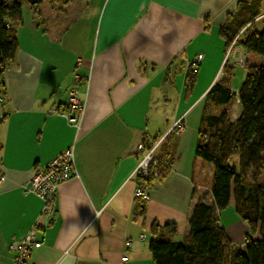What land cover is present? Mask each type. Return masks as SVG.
Here are the masks:
<instances>
[{"label":"crops","instance_id":"0c3cea01","mask_svg":"<svg viewBox=\"0 0 264 264\" xmlns=\"http://www.w3.org/2000/svg\"><path fill=\"white\" fill-rule=\"evenodd\" d=\"M29 1L15 62L3 74L0 264H13L10 243L36 222L42 245L32 251L34 264H153L152 227L163 232L175 223L171 238L184 240L200 201L214 207L234 246L244 247L249 225L234 202L217 210L213 165L196 149L204 115L225 108L208 99L225 66L233 68L232 89H238L246 65L264 63L237 44L227 47L221 35L230 16L253 0H138L126 22L107 21L109 0ZM261 20L264 12L255 28ZM199 55L190 86L191 63ZM239 66L245 68L240 73ZM75 85L86 101L79 131L51 111L66 108ZM145 139H163L156 155L170 168L154 180L140 214L132 173ZM73 144L77 175L60 187L55 216L45 225L43 200L24 188L36 169Z\"/></svg>","mask_w":264,"mask_h":264},{"label":"trees","instance_id":"16d2710c","mask_svg":"<svg viewBox=\"0 0 264 264\" xmlns=\"http://www.w3.org/2000/svg\"><path fill=\"white\" fill-rule=\"evenodd\" d=\"M68 2V0H64ZM35 5L41 0H30ZM23 2L0 0V97L4 102L3 74L15 62L19 49L18 27L23 23ZM263 0L242 3L221 27V35L229 47L235 44L249 52L264 56V29L255 28V20L263 15ZM245 80L238 88L240 114L231 117L235 93L232 90L233 68L226 65L223 77L208 92L214 106H225L217 114L206 113L196 154L213 165L212 195L219 211L234 202L235 210L249 225L245 246H234L214 207L198 202L193 210L190 231L182 241L171 238L177 229L167 223L165 230L152 227L150 250L153 264H264V65L247 64ZM195 75L190 71V86ZM0 107V123L6 115ZM155 142V141H154ZM146 145H151L144 140ZM157 159V169L145 180L153 187L156 178L163 179L169 166ZM173 157H171L170 163ZM251 171L250 179L248 173ZM139 213L146 202H138Z\"/></svg>","mask_w":264,"mask_h":264},{"label":"built area","instance_id":"2783aa9c","mask_svg":"<svg viewBox=\"0 0 264 264\" xmlns=\"http://www.w3.org/2000/svg\"><path fill=\"white\" fill-rule=\"evenodd\" d=\"M235 44V40L232 46ZM231 46V47H232ZM230 52V51H229ZM228 52V53H229ZM202 55L191 63V70L196 73L199 68ZM245 58H241L238 63L243 65ZM81 63V60H80ZM79 79V75H76ZM89 84V80L86 81ZM237 97V101L233 105L231 117L237 119L240 114L239 90L232 89ZM80 90L77 85L73 86L69 91V101L65 109L54 108L52 113L63 116L68 122L76 128L77 131L81 128L85 111L86 101L79 97ZM3 104V99L0 97V107ZM175 129L178 132L184 131V127L177 123ZM163 139L146 145L144 142L138 144L139 159L138 164L132 173V177L136 181V189L134 192L136 201L148 202L151 198V188L145 182L149 178L151 171L157 169L156 154ZM77 175V163L75 154V144L63 150L54 157L47 165L36 169L28 185L25 186V193H32L40 197L44 202L42 211V219L45 225L51 223L56 213V199L60 187L69 179ZM5 177L1 176V181ZM40 229L39 222H36L22 237L15 239L10 243L9 248L13 255V264H34L31 259L32 251L41 247L42 241L38 239L37 233ZM141 238H146V234H141ZM127 246L131 245V241L126 242ZM127 256L123 257V261H127Z\"/></svg>","mask_w":264,"mask_h":264},{"label":"snow or ice","instance_id":"6c2138e0","mask_svg":"<svg viewBox=\"0 0 264 264\" xmlns=\"http://www.w3.org/2000/svg\"><path fill=\"white\" fill-rule=\"evenodd\" d=\"M138 6V0H109L107 21L120 20L126 22L133 16Z\"/></svg>","mask_w":264,"mask_h":264},{"label":"rangeland","instance_id":"374dc122","mask_svg":"<svg viewBox=\"0 0 264 264\" xmlns=\"http://www.w3.org/2000/svg\"><path fill=\"white\" fill-rule=\"evenodd\" d=\"M19 1L23 2V4H26L28 0H19ZM263 10H264V7H263ZM256 29H258V30H262V29H264V20H261V21L257 24ZM261 57L264 58V56H261ZM262 64H264V63H262ZM242 69L244 70L245 68L242 67V66H239V73H240V71H241ZM244 80H245V79L242 80V77H241V75L239 74V77H238L237 80L235 81V85H234V86H236V83L238 84V82H239V84H240V86H241V84L243 83ZM235 100H236V99H234V101H235ZM232 108H233V107H232Z\"/></svg>","mask_w":264,"mask_h":264},{"label":"bare ground","instance_id":"6f19581e","mask_svg":"<svg viewBox=\"0 0 264 264\" xmlns=\"http://www.w3.org/2000/svg\"><path fill=\"white\" fill-rule=\"evenodd\" d=\"M262 16V15H261Z\"/></svg>","mask_w":264,"mask_h":264}]
</instances>
